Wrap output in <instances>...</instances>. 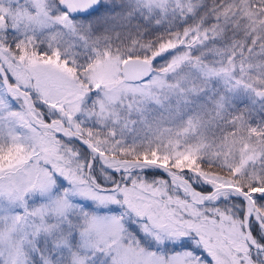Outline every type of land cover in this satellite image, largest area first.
<instances>
[{
	"label": "snow or ice",
	"instance_id": "obj_1",
	"mask_svg": "<svg viewBox=\"0 0 264 264\" xmlns=\"http://www.w3.org/2000/svg\"><path fill=\"white\" fill-rule=\"evenodd\" d=\"M0 264H264V0H0Z\"/></svg>",
	"mask_w": 264,
	"mask_h": 264
}]
</instances>
